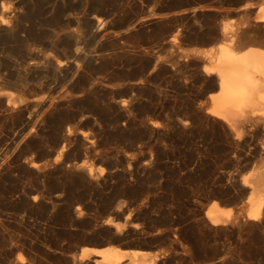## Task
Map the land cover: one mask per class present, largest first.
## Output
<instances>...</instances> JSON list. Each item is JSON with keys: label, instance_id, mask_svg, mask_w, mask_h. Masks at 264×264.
<instances>
[{"label": "rangeland", "instance_id": "obj_1", "mask_svg": "<svg viewBox=\"0 0 264 264\" xmlns=\"http://www.w3.org/2000/svg\"><path fill=\"white\" fill-rule=\"evenodd\" d=\"M1 2L19 20L0 30V92L24 102L13 118L0 106V264H74L108 245L157 264H264V219H245L239 190L264 138L208 112L218 77L203 70L225 27L237 49L264 48L262 2ZM48 55L69 67L36 69ZM18 77L27 87L4 82ZM214 201L224 225L205 216Z\"/></svg>", "mask_w": 264, "mask_h": 264}, {"label": "bare ground", "instance_id": "obj_2", "mask_svg": "<svg viewBox=\"0 0 264 264\" xmlns=\"http://www.w3.org/2000/svg\"><path fill=\"white\" fill-rule=\"evenodd\" d=\"M259 1L264 4V0ZM22 2L23 0H17V10L22 8ZM10 11L9 3H0V30L5 32H12L14 23L19 20V13L14 11L13 14ZM92 19L91 28L101 30L103 20L99 17ZM256 21L264 23V5L258 8ZM226 28H224V41L216 48L203 52L207 61L203 66L204 72L218 77V91L209 96L208 112L229 124L237 135L247 127L253 126L255 132L264 138V48L250 46L246 49H237L235 42L238 33L229 32ZM53 45L65 57L73 52L66 43L54 42ZM2 54L3 52L0 51V58ZM34 65L36 69L49 68L59 72L70 64L66 59L55 60L48 55L40 58ZM4 66L3 61L0 60V70ZM4 82L16 88L27 87L23 77L15 80L5 79ZM23 102L22 97L16 98L12 92H0V106L5 107V111L11 114L10 118L20 113ZM257 154L261 157L258 168H254L244 177L239 188L240 193L247 196L245 219L250 221L264 219V143L261 149H257ZM230 211V208H224L214 201L206 210L205 216L211 225L219 226L227 223ZM107 223H111V220L108 219ZM121 232L120 226H116L113 234L118 236ZM158 260V252L151 254L140 249H121L108 245L84 246L80 253L74 256L73 262L74 264H157Z\"/></svg>", "mask_w": 264, "mask_h": 264}]
</instances>
